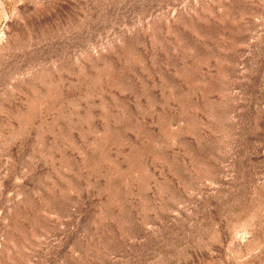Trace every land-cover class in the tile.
<instances>
[{
  "label": "rangeland",
  "instance_id": "374dc122",
  "mask_svg": "<svg viewBox=\"0 0 264 264\" xmlns=\"http://www.w3.org/2000/svg\"><path fill=\"white\" fill-rule=\"evenodd\" d=\"M0 264H264V0H0Z\"/></svg>",
  "mask_w": 264,
  "mask_h": 264
}]
</instances>
